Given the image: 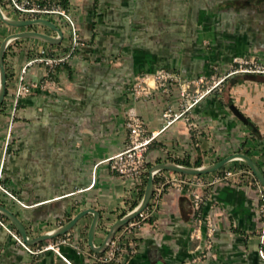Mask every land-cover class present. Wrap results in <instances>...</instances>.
Here are the masks:
<instances>
[{"label":"crops","instance_id":"obj_1","mask_svg":"<svg viewBox=\"0 0 264 264\" xmlns=\"http://www.w3.org/2000/svg\"><path fill=\"white\" fill-rule=\"evenodd\" d=\"M49 2L64 8L73 19L83 44L53 76L62 90H35L18 99L8 147L2 142L14 100L19 70L40 49L62 56L69 38L59 43L26 38L11 42L4 55L6 94L0 110V183L19 204L0 190V204L12 210L35 237L54 229L80 210L100 213L94 242L99 244L110 224L132 209L145 186L112 172L106 158L127 143L126 111L135 106L147 133L157 137L145 153L148 168L171 161L187 166L211 164L234 152L249 155L264 173V74L233 73L220 91L207 94L191 109L164 127L162 113L183 110L178 82L134 100L128 87L134 75L158 68L180 80L224 75L234 57L264 64V0H19ZM32 18L38 16H14ZM35 26V25H34ZM27 27L50 35L45 26ZM0 21V42L9 33ZM43 27V28H41ZM45 28L49 30H45ZM20 29V30H22ZM70 37V36H69ZM47 67L34 63L24 80L39 81ZM234 104L244 123L229 109ZM188 117L189 122L185 121ZM240 161L221 169L241 170L238 177L205 191L203 217L215 227V259L191 262L200 240L190 238L194 211L184 189L166 179L176 172L157 173L145 218L125 251L111 264H264L259 256L262 190L250 183L252 172ZM220 170V169H219ZM92 214H85L67 233L60 247L72 264H97L87 245ZM12 228V227H11ZM134 238L137 252L128 254ZM34 246V245H33ZM76 247L80 248L78 252ZM29 254L0 227V264H23ZM38 264H67L51 251Z\"/></svg>","mask_w":264,"mask_h":264},{"label":"built area","instance_id":"obj_2","mask_svg":"<svg viewBox=\"0 0 264 264\" xmlns=\"http://www.w3.org/2000/svg\"><path fill=\"white\" fill-rule=\"evenodd\" d=\"M7 6L12 8L17 13L25 16H42V15H58L62 16L70 27L69 45L67 51L62 56L49 55L45 49H40L39 52L28 59L24 65L21 66L19 74L17 76V85L14 92V100L12 107L9 111L7 126L2 142V155H4L8 144L11 139L13 120L15 117V111L18 99L25 96L35 90H62L61 85L57 79L53 76V70L55 66L64 64L70 57H72L77 49L83 44L82 38L79 36L77 27L68 14V12L59 5H54L49 2L33 3L29 1L19 0H6ZM233 62L236 66L228 73L224 75H211L198 76L196 78L180 80L174 73L162 68H158L151 74L142 73L134 75L128 91L130 92L134 100L140 97H149L155 89H166L169 82H178L179 95L186 101L183 105V110L179 113H172L170 109H166L162 113V118L165 119L164 127L170 125L177 118L181 117L184 112H187L191 107L201 100L204 96L214 91H220L221 86L225 78L233 73H260L264 74V64L258 62L253 58H241L234 57ZM41 63L47 67L43 78L39 81L27 82L24 80L27 67L34 64ZM186 122H189L188 117L184 118ZM126 127L128 130V138L125 148L108 158L105 162L108 163L109 169L123 177L140 184L143 179V174L147 171L145 165V153L149 144L157 137L158 133H147L144 120L139 115L135 106H130L126 111ZM251 171H248L250 173ZM241 174V170L235 169H220L207 174L200 175H187L181 173H175L174 176L166 179V183L170 184L174 188L184 189L186 194L190 197L191 205L194 211V227L190 232V238L200 240L198 253L192 257L191 262H201L207 259H215L214 253V235L215 227L212 220L207 217H203L202 204L205 200V191L215 186L218 183L227 181L231 178L238 177ZM250 183L262 190L259 203V216L261 220V231L259 234V256L264 260V189L258 183L254 175L250 180ZM0 190L15 199L19 204L22 202L17 200L13 194H11L0 183ZM144 213H140L136 218L125 224L118 232L115 233L107 248L102 253H91L92 258L97 264H111L120 261L123 252L125 237L132 236L134 232L140 228ZM9 221V220H8ZM0 214V227L5 229L14 240L20 245L30 256V259L23 264H38V258L41 254L51 251L59 256L67 264H72L61 252L60 247L68 244V240L65 238H53L44 241L37 245H27L24 243L13 228H11L9 222ZM128 254H135L137 252V243L134 238L128 240ZM77 251L80 248L76 247Z\"/></svg>","mask_w":264,"mask_h":264},{"label":"water","instance_id":"obj_3","mask_svg":"<svg viewBox=\"0 0 264 264\" xmlns=\"http://www.w3.org/2000/svg\"><path fill=\"white\" fill-rule=\"evenodd\" d=\"M0 21L7 26L13 28H27L34 25L45 26L49 28L54 35H50L44 32H40L32 29H23L7 34L0 42V107L6 94V69L4 64V55L8 45L17 39L32 38L47 42L50 44H57L60 42L63 33L62 30L51 20L44 17H32V18H14L8 16L2 9L0 2ZM229 109L233 115L240 121L246 123L247 119L242 112L232 103L229 104ZM232 161H240L244 163L252 172L258 183L264 189V173L258 164L247 154L242 152H234L222 159L213 162L211 164L199 165V166H187L178 164L171 161L158 162L151 165L147 170L146 183L143 189L142 196L138 203L129 211L124 213L114 222H112L107 229L102 241L99 244H95L94 236L100 220V213L93 209L87 208L80 210L74 216H72L64 224L43 232L35 237H29L26 227L23 225L20 218L9 208L0 204V214L5 217L13 225L15 230L20 235L22 241L27 245H37L44 241L53 239L60 235L67 233L75 224L87 213L92 214V219L87 229V245L94 253H102L107 248L111 239L125 224L136 218L142 213L148 206L149 200L153 194L154 176L160 171L168 170L176 173L187 175H200L217 171L223 168L226 164Z\"/></svg>","mask_w":264,"mask_h":264},{"label":"rangeland","instance_id":"obj_4","mask_svg":"<svg viewBox=\"0 0 264 264\" xmlns=\"http://www.w3.org/2000/svg\"><path fill=\"white\" fill-rule=\"evenodd\" d=\"M0 2H1L2 9L5 12H7V13H9L11 15H14V16H18V17L25 16L23 14L17 13L12 8H10L9 6H7L6 0H0ZM42 16H45V17L47 16V18H49V19H53L55 21H58L59 26L62 27V29L64 31L65 39H68L69 38V36H70V27H69L67 21L62 16H58V15H42ZM34 27L39 28L38 25H35ZM6 28L7 29H6L5 32L22 29V28H13V27H10V26H7ZM41 28H43V27H41ZM45 30H49V29L45 28Z\"/></svg>","mask_w":264,"mask_h":264},{"label":"trees","instance_id":"obj_5","mask_svg":"<svg viewBox=\"0 0 264 264\" xmlns=\"http://www.w3.org/2000/svg\"><path fill=\"white\" fill-rule=\"evenodd\" d=\"M2 105H3V102H2ZM2 105H1V107H2ZM1 107H0V110H1ZM183 164H186L187 165V163H183ZM200 165V162L199 161H197V162H195V166H199ZM244 166H246L245 164H243ZM147 173V172H146ZM157 175H155L154 176V183L157 181ZM146 182V179L144 180V183ZM7 220V219H6ZM8 221V220H7ZM9 222V221H8ZM9 224H10V226L15 230V228L13 227V225L9 222ZM16 231V230H15ZM17 232V231H16Z\"/></svg>","mask_w":264,"mask_h":264}]
</instances>
